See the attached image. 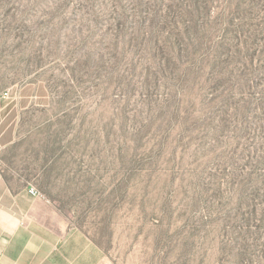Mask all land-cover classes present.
<instances>
[{
    "label": "rangeland",
    "instance_id": "374dc122",
    "mask_svg": "<svg viewBox=\"0 0 264 264\" xmlns=\"http://www.w3.org/2000/svg\"><path fill=\"white\" fill-rule=\"evenodd\" d=\"M1 108L105 264H264V0H0Z\"/></svg>",
    "mask_w": 264,
    "mask_h": 264
},
{
    "label": "crops",
    "instance_id": "0c3cea01",
    "mask_svg": "<svg viewBox=\"0 0 264 264\" xmlns=\"http://www.w3.org/2000/svg\"><path fill=\"white\" fill-rule=\"evenodd\" d=\"M15 142L11 123L0 118V264H103L101 250L71 230L51 202L31 195L20 170L5 166Z\"/></svg>",
    "mask_w": 264,
    "mask_h": 264
},
{
    "label": "built area",
    "instance_id": "2783aa9c",
    "mask_svg": "<svg viewBox=\"0 0 264 264\" xmlns=\"http://www.w3.org/2000/svg\"><path fill=\"white\" fill-rule=\"evenodd\" d=\"M9 98V94L8 93H3V95L1 96V99L7 100ZM1 170V168H0ZM29 192L31 195L33 196H38V192L36 191V189L32 186L29 187Z\"/></svg>",
    "mask_w": 264,
    "mask_h": 264
}]
</instances>
